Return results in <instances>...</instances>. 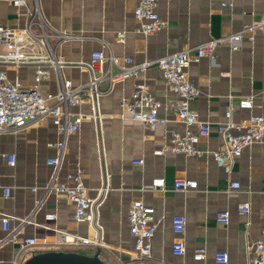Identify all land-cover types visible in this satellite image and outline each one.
Listing matches in <instances>:
<instances>
[{
  "label": "crops",
  "instance_id": "obj_1",
  "mask_svg": "<svg viewBox=\"0 0 264 264\" xmlns=\"http://www.w3.org/2000/svg\"><path fill=\"white\" fill-rule=\"evenodd\" d=\"M137 2L38 0L47 32L67 30L72 34L64 40L52 36L50 42L65 62L62 73L74 85L88 80L90 52L105 45L114 55H133L137 62L153 63L138 76L116 82L99 97L100 121L85 120L79 131L64 135L58 180L71 183L67 174H77L90 195L97 196V204L83 220L75 219L74 204L64 193H44L52 174L46 158L57 151L47 143L62 139L58 128L47 121L16 132L0 131V261L3 263L22 255L18 244L7 239L8 233L2 228L1 216L6 213L12 216L10 226H20V237L36 238V252L75 250L66 241L79 235L97 239L100 258L109 264H218L217 251L227 252V264H247L246 246L260 236L264 227V138L233 157L228 172L217 164L211 152L222 143L216 123L225 119L228 107L233 120L250 114L264 115V29L256 28L253 38L245 37L236 50L221 41L215 48V59L203 56L188 67V77L199 90L189 106L210 124V134L198 142L201 154L154 153L172 129L184 128L173 120L178 98L154 61L164 54L197 46L259 22L264 18V0H158L156 11L165 25L148 35L135 31L133 11ZM32 3L33 0H25L16 5L11 0H0V23L22 28L28 19L27 7ZM118 31L125 32L123 42L116 40ZM0 69H5L10 78L17 77L24 83L32 81L30 67L16 70L0 65ZM138 80H143L160 101L159 115L168 120L167 124L149 129L138 120L119 116L121 98L131 95ZM41 87L55 91L53 72ZM246 96L252 98V108H239V100ZM74 109L89 112V104L82 103ZM10 153L15 156L14 164L7 160ZM178 176L196 180V187L174 189L173 180ZM157 177L164 178V188H151L152 179ZM231 181H238L239 187L230 188ZM5 186L10 188L8 195L3 190ZM134 200L152 206L154 216L160 218L150 241V253L143 257L135 254V237L128 228L127 210ZM244 201L250 204L248 215L238 212L239 204ZM222 210L229 212L226 223L216 220V214ZM49 212L55 214L53 219L45 218ZM175 214L186 217L183 255L174 254L171 249ZM26 217L31 221L22 223L20 219ZM198 247L205 249L201 260L193 258ZM95 249L88 245L86 252Z\"/></svg>",
  "mask_w": 264,
  "mask_h": 264
},
{
  "label": "built area",
  "instance_id": "obj_2",
  "mask_svg": "<svg viewBox=\"0 0 264 264\" xmlns=\"http://www.w3.org/2000/svg\"><path fill=\"white\" fill-rule=\"evenodd\" d=\"M13 4H23L25 0H11ZM158 0H138L134 7V17L137 22L135 31L144 35L156 32L165 25L156 11ZM27 22L22 28H12L0 23V65L12 66L18 70L22 66L32 69V81L24 83L21 79L10 78L5 69H0V131L16 132L18 129L32 124L51 122L59 132L62 139L49 141L48 146H54L55 154L46 158V163L52 167V174L48 183L44 186V193L55 191L64 193L73 202L76 220L88 217L93 207L97 204V196L90 195L87 186L79 175L67 174L72 182L58 180L57 172L62 159L65 143L64 135L79 131L85 120L100 121L101 114L98 107V99L107 93L112 85L129 77L138 76L150 63L137 62L133 55H114L105 45L102 48L90 52L87 62L90 77L84 83L74 85L72 81L62 73L65 62L58 56L51 45L50 38L58 37L62 40L72 36L69 31L50 34L44 28L42 15L38 6V0H33L26 10ZM37 27V28H35ZM264 29V18L259 22L245 25L240 30L201 42L191 48H183L164 54L155 59L154 63L168 85L171 92L177 96L178 101L173 107V120L181 123L183 130L172 129L167 135L164 144L155 149L154 153L162 154L168 151L186 155L201 154L198 142L201 138L210 134V124L201 120L198 113L189 106L199 93L197 86L188 77V67L192 61H197L203 56L215 59V48L221 41H226L231 50L240 47L245 37L253 38L252 33L256 29ZM125 32L118 31L116 40L123 42ZM54 74L55 91L44 90L42 82ZM82 103L89 104V112L76 111L74 108ZM160 101L154 97L143 80L134 84L129 97L124 96L119 102V116L130 117L132 120L142 122L147 128L153 129L156 125L167 124L168 120L159 115ZM239 108H252V98L243 97L239 100ZM216 130L220 134L222 143L211 154L217 164L225 171H229L233 157L241 154L243 149L252 143L260 142L264 138V115L250 114L240 120L231 118V108L225 111V119L216 123ZM7 160L14 164L13 153L7 154ZM138 160L137 162H141ZM196 180L185 176H178L173 180L174 189L189 190L195 188ZM151 188H164L165 181L162 177L153 178ZM230 188L239 187L238 181H231ZM36 189L32 187V190ZM6 195L10 188L3 187ZM238 212L248 215L250 204L244 201L239 204ZM10 214L2 213V228L7 231V239L16 242L22 251L21 256H14L8 264H23L25 259L36 252V238L33 236H19L20 226H10ZM55 214L46 213V219H53ZM229 219L228 210H222L216 214V220L226 223ZM21 222H29V217L21 218ZM127 221L130 233L135 237L134 251L139 257L147 256L151 250L150 241L160 221L154 216V208L145 205L141 200H134L127 210ZM186 226V217L183 214L172 216V229L174 239L171 249L174 254L183 255L186 252V241L183 237ZM65 241V240H64ZM63 242V241H62ZM81 253L86 252L88 245L95 248L100 242L87 236H72L66 241ZM248 252L247 264H264V227L260 236L254 241H249L246 246ZM93 253V252H92ZM205 249L198 247L193 252L195 260H201ZM215 262L227 264L226 251L215 253ZM0 264H5L0 261Z\"/></svg>",
  "mask_w": 264,
  "mask_h": 264
},
{
  "label": "water",
  "instance_id": "obj_3",
  "mask_svg": "<svg viewBox=\"0 0 264 264\" xmlns=\"http://www.w3.org/2000/svg\"><path fill=\"white\" fill-rule=\"evenodd\" d=\"M23 264H109L100 258V248L93 253H81L76 250L50 249L34 252Z\"/></svg>",
  "mask_w": 264,
  "mask_h": 264
},
{
  "label": "rangeland",
  "instance_id": "obj_4",
  "mask_svg": "<svg viewBox=\"0 0 264 264\" xmlns=\"http://www.w3.org/2000/svg\"><path fill=\"white\" fill-rule=\"evenodd\" d=\"M0 48H2V47H0Z\"/></svg>",
  "mask_w": 264,
  "mask_h": 264
}]
</instances>
